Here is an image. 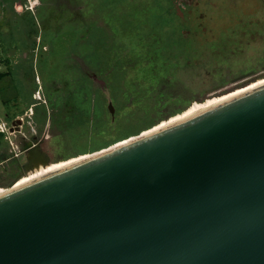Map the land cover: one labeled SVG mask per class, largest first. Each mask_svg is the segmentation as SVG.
Listing matches in <instances>:
<instances>
[{"label": "water", "instance_id": "obj_1", "mask_svg": "<svg viewBox=\"0 0 264 264\" xmlns=\"http://www.w3.org/2000/svg\"><path fill=\"white\" fill-rule=\"evenodd\" d=\"M155 127L0 194V264H264V85Z\"/></svg>", "mask_w": 264, "mask_h": 264}, {"label": "rangeland", "instance_id": "obj_2", "mask_svg": "<svg viewBox=\"0 0 264 264\" xmlns=\"http://www.w3.org/2000/svg\"><path fill=\"white\" fill-rule=\"evenodd\" d=\"M3 59L0 123L18 116L14 101L18 109L39 98L51 104L44 120L24 115L38 129L51 116L49 173L264 84V0H0ZM10 142L2 135L0 157Z\"/></svg>", "mask_w": 264, "mask_h": 264}, {"label": "flooded vegetation", "instance_id": "obj_3", "mask_svg": "<svg viewBox=\"0 0 264 264\" xmlns=\"http://www.w3.org/2000/svg\"><path fill=\"white\" fill-rule=\"evenodd\" d=\"M80 61V60H79ZM80 67L83 70L84 74L89 75V73L85 72L86 65L84 61H80ZM90 76V75H89ZM255 74H251L248 78L240 81V82H247L250 77H254ZM91 78V76H90ZM95 79V77L93 76ZM239 82L234 83L237 84ZM249 85L245 83L242 87H246ZM242 89V88H241ZM228 94V92H225ZM225 95V94H224ZM39 101L36 103H30L26 109H18V116L15 119L12 118V122L8 125V133L14 137V143L10 142L9 146L11 148L10 155L8 156H1L0 159V189L7 188L13 186L15 183L29 177L33 176L37 173L38 175H44L50 167L44 169L46 167L45 164L41 162H36L30 169L24 170L22 166L25 164L26 161V154L24 149L28 148L29 145L32 147H39L42 152H45L49 156V164L53 165L55 162L51 159L49 152L47 150V141L49 138L50 133V122L51 116L48 117L46 125L43 126L42 129H38L39 126L36 123L29 124L28 121H25L24 115L28 114L31 110V116H40L46 119V111H48L49 105L46 100L42 98L38 99ZM35 109V110H34ZM27 117V115H26ZM12 123H15V127H12ZM40 124V123H39ZM36 125V127H35ZM38 126V127H37ZM8 162L11 163L10 166L6 165L3 169L2 164H7ZM59 169V168H58ZM9 179V182L7 181ZM29 181H25L27 183ZM6 190L0 192L4 193Z\"/></svg>", "mask_w": 264, "mask_h": 264}, {"label": "trees", "instance_id": "obj_4", "mask_svg": "<svg viewBox=\"0 0 264 264\" xmlns=\"http://www.w3.org/2000/svg\"><path fill=\"white\" fill-rule=\"evenodd\" d=\"M7 74H5V73H0V80H2L5 76H6ZM213 101H215V98H211L210 100H207L206 102H204V103H202V104H198L199 106H201L200 108H197V109H188L187 111H185V112H183L182 114H180L181 112H178V113H176V111H172L171 112V117H173L175 114H180V115H178V116H175V117H173V118H171L169 121H167V122H163V123H161L160 125H158L157 127H155L154 128V130H156V129H158V128H160V127H163V126H165V125H167V124H169V123H172V122H174V121H176V120H179V119H181V118H183V117H186V116H188V115H191V114H193V112L195 111V110H197V111H200L201 109H202V106L203 105H206V104H210V102H213ZM161 105H160V110L162 109H164L163 107H166V103L164 102V103H160ZM169 112V111H168ZM151 127H154L153 125L151 126ZM148 129H150V128H148ZM153 130V131H154ZM152 131V130H151ZM147 133H149V132H144L143 133V135L144 134H147ZM137 135H139L138 133H135V134H132L131 135V137H135V136H137ZM129 137V136H128ZM127 137V138H128ZM1 138H2V135L0 134V140H1ZM127 138H125V139H127ZM124 139V140H125Z\"/></svg>", "mask_w": 264, "mask_h": 264}, {"label": "crops", "instance_id": "obj_5", "mask_svg": "<svg viewBox=\"0 0 264 264\" xmlns=\"http://www.w3.org/2000/svg\"><path fill=\"white\" fill-rule=\"evenodd\" d=\"M13 58H14V53H13V57L11 58V60H13ZM9 60H10V58H9ZM0 62H5L4 68L2 71H0V73H5V74H7V72L9 73V71H8L9 70L8 69L9 63H7V59L0 60ZM6 77H7V75L5 76V78ZM2 80H4V78ZM2 80H0V82ZM35 97H36V94L35 95L32 94V98L35 99ZM0 100L3 102H5V100H6V96L4 95V91H3V88L1 87V85H0ZM16 103L17 102H15V101L12 103L14 106H13V112H11V115L13 114L14 116H16L18 114V107L16 106L17 105ZM13 119H15V118H13ZM1 123H5V122H1Z\"/></svg>", "mask_w": 264, "mask_h": 264}, {"label": "bare ground", "instance_id": "obj_6", "mask_svg": "<svg viewBox=\"0 0 264 264\" xmlns=\"http://www.w3.org/2000/svg\"><path fill=\"white\" fill-rule=\"evenodd\" d=\"M262 85H264V84H262ZM261 86V85H260ZM259 87V86H258ZM255 88H257V87H255ZM255 88H253V89H255ZM250 90H252V89H250ZM250 90H248V91H250ZM247 92V91H246ZM243 93H245V92H243ZM242 94V93H241ZM240 95V94H239ZM237 96V95H236ZM235 97V96H234ZM233 98V97H232ZM231 99V98H230ZM227 100H229V99H227ZM227 100H225V101H227ZM225 101H223V102H225ZM223 102H221V103H223ZM221 103H218V104H216V105H219V104H221ZM216 105H214V106H211V107H208V108H206V109H203V110H201V111H198V112H196V113H193V114H191V115H188L187 117H189V116H192V115H194V114H197V113H200V112H202V111H205V110H207V109H209V108H212V107H215ZM184 118H186V117H183V118H181V119H184ZM181 119H179V120H181ZM176 121H178V120H176ZM175 122V121H174ZM173 123V122H172ZM170 124V123H169ZM168 125V124H167ZM166 126V125H165ZM165 126H163V127H165ZM161 128V127H160ZM160 128H158V129H160ZM157 130V129H156ZM155 131V130H154ZM145 135V134H144ZM127 142V141H126ZM125 143V142H124ZM119 145H121V144H119ZM89 157H91V156H88V157H84L85 159L86 158H89ZM84 158H83V160H84ZM82 161V160H81ZM79 162V161H78ZM75 163H77V162H75ZM75 163H72V164H75ZM72 164H68V165H66V166H63V167H61V168H59V169H56L55 171H58V170H60V169H63V168H65V167H67V166H69V165H72ZM55 171H52V172H49V173H46V174H44V175H42V176H45V175H49V174H51V173H53V172H55ZM42 176H40V177H42ZM40 177H37L36 179H38V178H40ZM33 180H35V179H33ZM33 180H31V181H33ZM30 181V182H31ZM27 183H29V182H27ZM26 183V184H27ZM24 185V184H23ZM23 185H21V186H23ZM21 186H18V187H21ZM15 188H17V187H13V188H11V189H15ZM2 194V193H1Z\"/></svg>", "mask_w": 264, "mask_h": 264}, {"label": "built area", "instance_id": "obj_7", "mask_svg": "<svg viewBox=\"0 0 264 264\" xmlns=\"http://www.w3.org/2000/svg\"><path fill=\"white\" fill-rule=\"evenodd\" d=\"M0 134L1 135H10L8 133V125L6 123H0Z\"/></svg>", "mask_w": 264, "mask_h": 264}]
</instances>
